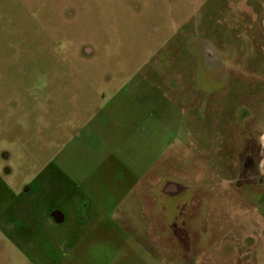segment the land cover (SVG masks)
Segmentation results:
<instances>
[{"label":"rangeland","instance_id":"obj_1","mask_svg":"<svg viewBox=\"0 0 264 264\" xmlns=\"http://www.w3.org/2000/svg\"><path fill=\"white\" fill-rule=\"evenodd\" d=\"M263 6L0 0V264H264Z\"/></svg>","mask_w":264,"mask_h":264},{"label":"flooded vegetation","instance_id":"obj_2","mask_svg":"<svg viewBox=\"0 0 264 264\" xmlns=\"http://www.w3.org/2000/svg\"><path fill=\"white\" fill-rule=\"evenodd\" d=\"M260 27L264 32V6L262 11V17L260 19ZM210 48L204 49V53L206 55V61L210 67L220 68L223 67V62L220 57L216 55H209L208 52ZM211 50V49H210ZM212 51V50H211ZM214 53V51H212ZM245 119H250L251 114L245 113ZM264 127V126H263ZM238 133H243L238 131ZM258 139L254 140L251 136H239L241 139L239 141V145L237 147V182H249L256 185H264V144H263V136L264 132L257 133ZM174 234L178 237V239L183 243L185 239H187V232L182 230H174ZM189 264V263H188Z\"/></svg>","mask_w":264,"mask_h":264},{"label":"water","instance_id":"obj_3","mask_svg":"<svg viewBox=\"0 0 264 264\" xmlns=\"http://www.w3.org/2000/svg\"><path fill=\"white\" fill-rule=\"evenodd\" d=\"M263 144H264V136H263ZM263 165H264V160H263Z\"/></svg>","mask_w":264,"mask_h":264}]
</instances>
